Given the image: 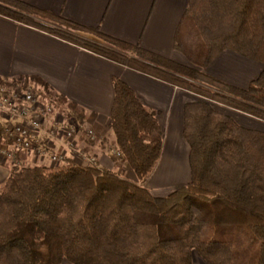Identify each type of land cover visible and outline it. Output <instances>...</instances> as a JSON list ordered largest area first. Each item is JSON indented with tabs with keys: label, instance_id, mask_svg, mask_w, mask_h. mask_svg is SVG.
<instances>
[{
	"label": "trees",
	"instance_id": "obj_1",
	"mask_svg": "<svg viewBox=\"0 0 264 264\" xmlns=\"http://www.w3.org/2000/svg\"><path fill=\"white\" fill-rule=\"evenodd\" d=\"M0 15L40 28L36 20L48 18L95 34L106 45L48 27L64 40L202 98L184 110L190 182L159 197L146 187L163 150L157 113L114 78V149L136 182L69 158L56 166L14 165L0 194V264H194L195 253L206 264H264V132L239 125L233 114L214 106L264 121V0H189L174 47L202 71L17 0H0ZM226 51L263 66L247 88L204 71ZM17 84L34 87L58 114L83 125L84 112L42 81L0 78V85Z\"/></svg>",
	"mask_w": 264,
	"mask_h": 264
},
{
	"label": "crops",
	"instance_id": "obj_2",
	"mask_svg": "<svg viewBox=\"0 0 264 264\" xmlns=\"http://www.w3.org/2000/svg\"><path fill=\"white\" fill-rule=\"evenodd\" d=\"M17 1L103 35L138 45L184 66L192 65L174 47L176 33L189 0ZM36 22L47 24L40 20ZM47 29L21 24L0 15V78L9 81L27 77L38 79L50 88L54 96L65 99L84 112L83 125L79 128L74 122L78 130L75 150L95 158L96 165L101 169L119 174L121 172L116 170L112 160L117 155L112 146L114 135L110 130V115L115 95L113 80L121 79L146 107L157 113L164 133L161 158L150 176L154 177L148 179L146 187L155 196L165 197L186 186L190 182L191 170L190 146L183 134L184 110L188 103L202 98L84 49ZM80 33L89 40L103 43L101 38L91 33ZM262 71L261 64L226 51L209 65L206 73L230 85L247 88ZM222 110L233 114L239 125L264 132V121L225 107ZM88 131L96 134L95 141L89 138ZM109 140H113L111 145ZM55 144L56 150L63 148L62 143ZM3 148L1 142L0 194L14 164L52 166L49 157L37 158L28 151L15 152L9 157L3 153ZM77 152L74 151L67 158L75 163L77 159L81 161ZM45 159H48V164L43 163ZM167 177L174 179L169 180ZM62 264L71 263L64 261Z\"/></svg>",
	"mask_w": 264,
	"mask_h": 264
},
{
	"label": "built area",
	"instance_id": "obj_3",
	"mask_svg": "<svg viewBox=\"0 0 264 264\" xmlns=\"http://www.w3.org/2000/svg\"><path fill=\"white\" fill-rule=\"evenodd\" d=\"M55 109L40 97L34 87L0 85V129L3 130V153L7 156L20 151L32 152L37 158L49 157L52 166L62 164L75 150L76 127L62 126L53 118ZM55 120L51 123V120ZM91 140L96 134L88 131ZM56 142L63 148L56 150ZM82 163L97 166L96 159L76 153ZM120 157L118 151L115 152Z\"/></svg>",
	"mask_w": 264,
	"mask_h": 264
},
{
	"label": "rangeland",
	"instance_id": "obj_4",
	"mask_svg": "<svg viewBox=\"0 0 264 264\" xmlns=\"http://www.w3.org/2000/svg\"><path fill=\"white\" fill-rule=\"evenodd\" d=\"M40 21H42L43 23H47V24H45V25H42L45 29H46V27L48 28V27H50L52 30L51 31H57V32H59V30H60V32H64V33H68V34H72V35H76V36H79V37H82L83 39H86V40H88V41H90V42H93V43H97V44H100V45H106L105 44V41L103 40V43L102 42H96V41H92V40H89V39H87L86 37H84V36H82L81 35V33L80 32H74V31H72L71 29H69L67 26H64V25H62V24H60L59 22H55V21H53V20H50V19H44V20H40ZM41 22H38V24H40ZM48 30V29H47ZM54 34H56V33H54ZM93 35H95V34H93ZM96 37H98V38H100L99 36H97V35H95ZM178 52H180V51H178ZM183 56H184V54L182 53V52H180ZM175 62V61H174ZM190 63V62H189ZM191 64V63H190ZM189 64V65H190ZM188 67H192V68H195V69H198V70H200V71H202L201 69H200V67H198V66H196V65H191V66H188ZM209 68V66L204 70L205 72H206V70ZM181 88V87H180ZM183 89V88H182ZM188 91V90H187ZM188 92H190V91H188ZM195 94V93H194ZM44 99V98H43ZM45 100V99H44ZM214 106L216 107V108H218L220 111H224V110H222V109H224V107L223 106H220V105H218V104H215L214 103ZM225 112V111H224ZM53 118L54 119H56V121H58L59 123H62V126H69V127H77V126H74L75 125V123L74 122H72V121H70V119H68L66 116H63V115H61V114H58L57 113V111H55L54 112V115H53ZM53 118H52V120H51V123H53L55 120H53ZM113 142V140H109V143H110V145H111V143ZM114 144H112V146H113ZM46 161L45 162H43V163H47V160L48 159H45ZM112 160H113V163H114V166L117 168L116 170H120V174L124 177V178H126V179H128L129 181H132V182H136V176H135V174L133 173V171L130 169V167L127 165V163H125L120 157L118 158V157H116L115 159L114 158H112ZM38 162H39V159H38ZM77 163H79V164H81L82 163V161H80L79 159H77L76 160V164ZM48 164V163H47ZM49 164H50V161H49ZM15 166H19V167H24V166H26L25 164H22V163H20V164H14ZM13 165V166H14ZM13 166H11V167H13ZM117 173V172H116ZM119 174V173H118ZM152 177H154L153 175H152ZM152 177H150L149 178V180H151L152 179ZM167 179H169V180H171V179H174V178H170V177H167ZM148 180V181H149ZM161 180H165V178L164 179H161ZM147 181V182H148ZM162 181H159V183H161ZM147 184V183H146ZM193 261H194V264H206L204 261H203V259L197 254V253H195L194 254V256H193Z\"/></svg>",
	"mask_w": 264,
	"mask_h": 264
}]
</instances>
